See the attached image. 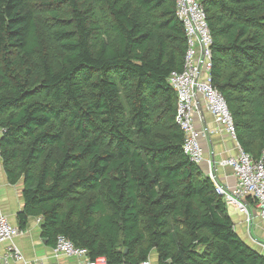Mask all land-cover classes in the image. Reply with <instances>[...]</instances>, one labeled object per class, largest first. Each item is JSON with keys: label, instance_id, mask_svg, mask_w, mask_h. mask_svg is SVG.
<instances>
[{"label": "trees", "instance_id": "1", "mask_svg": "<svg viewBox=\"0 0 264 264\" xmlns=\"http://www.w3.org/2000/svg\"><path fill=\"white\" fill-rule=\"evenodd\" d=\"M176 0H0V160L39 219L107 264H264L182 152ZM211 85L240 149L264 151V0H207ZM252 198L248 206L254 208Z\"/></svg>", "mask_w": 264, "mask_h": 264}, {"label": "built area", "instance_id": "2", "mask_svg": "<svg viewBox=\"0 0 264 264\" xmlns=\"http://www.w3.org/2000/svg\"><path fill=\"white\" fill-rule=\"evenodd\" d=\"M206 1H175L176 18L184 30L186 51L182 71L171 73L167 79L169 87L177 97L174 122L184 136L182 152L191 163L197 166L204 162L200 144L204 134L197 131L193 123L199 101L211 115L217 132L225 134L237 143L236 127L227 104L221 94L212 87L209 76L212 62V38L204 12ZM2 132L0 128V137ZM218 164L220 167H229L233 170L236 183L232 189L219 186L213 178L211 164L208 162L206 176L214 183L216 194L224 200L228 208L234 207L244 217L246 226H249L252 221V211H255L258 218L264 222V151L258 160H254L238 145L236 156L220 160ZM247 197L254 201V208L248 206ZM37 222L39 223V219ZM22 234L23 231L11 226L7 219L0 215V246L8 244L6 253L0 254V264H7L8 260L24 262L20 251L13 244V240ZM261 247L264 249V246ZM53 251L55 256L76 258L82 260L84 264H107L102 257L90 259L85 249L74 246L62 236L56 238ZM139 264H150V260L147 259Z\"/></svg>", "mask_w": 264, "mask_h": 264}, {"label": "crops", "instance_id": "3", "mask_svg": "<svg viewBox=\"0 0 264 264\" xmlns=\"http://www.w3.org/2000/svg\"><path fill=\"white\" fill-rule=\"evenodd\" d=\"M194 127L203 133L200 140L204 154V162L199 166L204 176L208 173V162L211 164L212 175L216 183L224 188L232 189L235 186L233 170L229 167H220L219 161L234 157L238 152V144L225 134L217 132L211 115L199 101V108L194 114ZM212 132V133H210ZM22 183L10 185L6 179L0 160V215L4 216L11 226L19 228L17 214L22 211ZM228 213L235 227V232L249 247L264 252V222L255 211H252V221L246 226L244 217L233 207ZM14 246L20 251L24 262L8 260L7 264H84L82 260L66 256H55L54 245L48 244L42 237L37 219H29L23 234L13 240ZM8 244L0 246V254L4 255ZM150 264H159L156 253L150 255Z\"/></svg>", "mask_w": 264, "mask_h": 264}, {"label": "rangeland", "instance_id": "4", "mask_svg": "<svg viewBox=\"0 0 264 264\" xmlns=\"http://www.w3.org/2000/svg\"><path fill=\"white\" fill-rule=\"evenodd\" d=\"M229 208H230V210H231V209H233V207H232V206H229Z\"/></svg>", "mask_w": 264, "mask_h": 264}]
</instances>
